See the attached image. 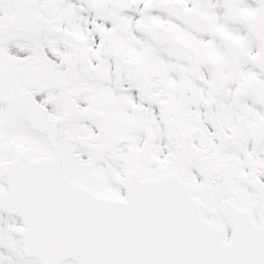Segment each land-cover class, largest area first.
<instances>
[{
	"label": "snow or ice",
	"instance_id": "6c2138e0",
	"mask_svg": "<svg viewBox=\"0 0 264 264\" xmlns=\"http://www.w3.org/2000/svg\"><path fill=\"white\" fill-rule=\"evenodd\" d=\"M0 264H264V0H0Z\"/></svg>",
	"mask_w": 264,
	"mask_h": 264
}]
</instances>
